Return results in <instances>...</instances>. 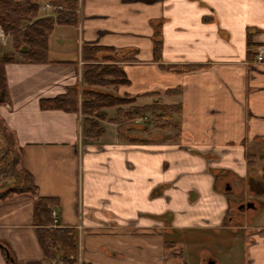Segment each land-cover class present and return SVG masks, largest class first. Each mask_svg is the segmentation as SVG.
Wrapping results in <instances>:
<instances>
[{
	"label": "crops",
	"instance_id": "crops-1",
	"mask_svg": "<svg viewBox=\"0 0 264 264\" xmlns=\"http://www.w3.org/2000/svg\"><path fill=\"white\" fill-rule=\"evenodd\" d=\"M74 13L73 24L55 22L47 61L17 53L4 64L0 118L34 186L9 192L0 182V242L16 264H55L34 221L41 198L51 200L60 225L77 230L85 264H166L170 235L240 222L243 264H264V227L245 223L264 210V61L256 59L264 0H77ZM95 47L125 53L106 62L129 80L107 91L136 98L121 109L160 100L173 107L169 127L145 131L143 142L120 137V107L111 106L101 135L85 140L83 72ZM69 88L78 91L77 111L42 106ZM250 195L260 205L233 213L234 197ZM0 264H8L1 250Z\"/></svg>",
	"mask_w": 264,
	"mask_h": 264
},
{
	"label": "trees",
	"instance_id": "trees-1",
	"mask_svg": "<svg viewBox=\"0 0 264 264\" xmlns=\"http://www.w3.org/2000/svg\"><path fill=\"white\" fill-rule=\"evenodd\" d=\"M41 0H0V24L5 33L10 35L14 42L15 51L25 61L45 62L48 60V35L52 31L55 22L60 24H73L77 21L74 10L77 7V0H43L52 4H60L64 11L59 12L56 19L50 17L39 18L38 9ZM162 38L157 32L155 40V51L160 52ZM95 57L86 64L83 72V80L86 88L83 90L82 112L83 136L85 140L97 138L103 132L100 120L106 119L103 111L105 107L115 106L118 103H134L136 98L127 95H118L106 92L99 87L112 84H127L129 82L124 70L114 63L107 61L125 60V53L118 52L114 48L95 47L92 48ZM97 54V55H96ZM17 60L13 53L0 54V104L8 100L7 83L4 73V64L8 61ZM105 61V62H104ZM44 108H59L67 111L78 110V91L76 88H69L64 95L53 99L43 100ZM171 106L162 105L160 100H155L146 106H131L128 111L119 108L118 119L120 137L126 136L132 141L127 132L141 126L135 122L140 114H150V121L157 128H167ZM141 131L147 128L141 126ZM0 182L9 187V192H32L34 186L29 175L20 167V151L16 146L14 134L6 127L0 118ZM51 200L41 198L38 200L34 212V221L37 226V233L40 245L47 259L55 264L64 260L66 264H73L71 256L77 253L78 233L74 227L53 226L50 217ZM170 247L174 245L170 244ZM0 250L8 264H16V258L11 249L0 242ZM8 252V255H7Z\"/></svg>",
	"mask_w": 264,
	"mask_h": 264
},
{
	"label": "rangeland",
	"instance_id": "rangeland-1",
	"mask_svg": "<svg viewBox=\"0 0 264 264\" xmlns=\"http://www.w3.org/2000/svg\"><path fill=\"white\" fill-rule=\"evenodd\" d=\"M46 2V1H43ZM43 2H39V10ZM44 14V12L42 13ZM40 16V15H39ZM4 35H5V42L0 37V54L3 53H13L17 57V52L14 48V42L10 35H7L0 24ZM157 27V25H156ZM7 40V41H6ZM19 56V55H18ZM105 62V61H104ZM118 85V84H117ZM100 89L107 91L108 89L113 90L115 85H105L99 87ZM115 94V93H114ZM128 104L132 103H125L121 104L118 103L117 107L123 108L128 106ZM128 108V107H127ZM173 109V107H171ZM170 113V112H169ZM118 116V113H117ZM150 114H144L135 119V122L141 126L147 128V130H152L157 127L150 121ZM108 116H106V119ZM170 119V118H169ZM109 120V119H108ZM141 126H136L134 133L136 134L137 140L134 142H143L146 140L149 132L145 133V131H141L139 128ZM159 129V128H158ZM146 130V131H147ZM134 134V135H135ZM133 136V135H131ZM146 138V139H145ZM1 151V150H0ZM255 162V160H253ZM255 166V163H254ZM254 202L255 206L260 205V201L254 196H235L234 197V207L233 213L240 214L237 210L238 203H246V202ZM251 215V211H249ZM244 222H240L237 224L238 227L232 230L231 228H222L220 231H206V230H180L178 234L170 235L169 239L172 242H168L169 245H174L173 247L168 246L167 249V260L166 264H200L201 259L204 255H210V259L215 260L216 264H243L244 255L246 254L245 247L246 242L241 239V233L243 230H237L238 228L241 229L244 226L242 225ZM246 225H254V228L260 229L264 227V210L260 213H253L252 222H247L245 220ZM239 232V233H238ZM79 241V237H78ZM210 253V254H207ZM85 264V263H84Z\"/></svg>",
	"mask_w": 264,
	"mask_h": 264
},
{
	"label": "built area",
	"instance_id": "built-area-1",
	"mask_svg": "<svg viewBox=\"0 0 264 264\" xmlns=\"http://www.w3.org/2000/svg\"><path fill=\"white\" fill-rule=\"evenodd\" d=\"M40 9L42 10V12H44V15L48 16V15H56L58 12L64 10V7L60 4L55 5L50 2H43ZM0 37L5 42L6 37L1 27H0ZM256 59L258 62L264 61V51L258 52L256 55ZM50 217L53 221V226L60 224V218H59V214L56 208L50 207ZM77 227L79 228V230H81V226H77ZM79 244H80V241H78V246ZM71 258H74L73 264H84L82 255L80 252V248L77 250V253L74 256L73 255L71 256ZM57 264H66V262L61 259L57 262Z\"/></svg>",
	"mask_w": 264,
	"mask_h": 264
},
{
	"label": "flooded vegetation",
	"instance_id": "flooded-vegetation-1",
	"mask_svg": "<svg viewBox=\"0 0 264 264\" xmlns=\"http://www.w3.org/2000/svg\"><path fill=\"white\" fill-rule=\"evenodd\" d=\"M249 203H253V204H254L253 201H252V202L248 201V202H246V203H241V204L237 207V210H239V211H245V210H251V209L256 208L255 204H254L253 207H247V204H249ZM211 260L215 262V260H213V259H210L209 261H211ZM209 261H208V262H209ZM208 262H207V264H208ZM215 263H216V262H215Z\"/></svg>",
	"mask_w": 264,
	"mask_h": 264
},
{
	"label": "water",
	"instance_id": "water-1",
	"mask_svg": "<svg viewBox=\"0 0 264 264\" xmlns=\"http://www.w3.org/2000/svg\"><path fill=\"white\" fill-rule=\"evenodd\" d=\"M254 206V204L253 203H249V204H247V207H253ZM7 255H8V252H7ZM208 264H216L214 261H209L208 262Z\"/></svg>",
	"mask_w": 264,
	"mask_h": 264
},
{
	"label": "bare ground",
	"instance_id": "bare-ground-1",
	"mask_svg": "<svg viewBox=\"0 0 264 264\" xmlns=\"http://www.w3.org/2000/svg\"><path fill=\"white\" fill-rule=\"evenodd\" d=\"M62 11H64V10H62ZM61 12V11H60ZM59 14V12L56 14V15H58ZM52 16H54V15H44V17H52ZM53 18V17H52ZM52 208V207H51ZM54 208V207H53Z\"/></svg>",
	"mask_w": 264,
	"mask_h": 264
}]
</instances>
